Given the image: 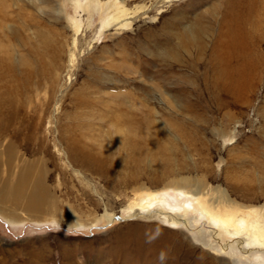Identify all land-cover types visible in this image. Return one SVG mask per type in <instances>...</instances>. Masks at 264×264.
I'll return each mask as SVG.
<instances>
[{"label": "rangeland", "instance_id": "obj_1", "mask_svg": "<svg viewBox=\"0 0 264 264\" xmlns=\"http://www.w3.org/2000/svg\"><path fill=\"white\" fill-rule=\"evenodd\" d=\"M220 1L0 0V86L49 107L45 151L16 141L18 152L47 162L56 203L44 219L0 215V264H142L153 241L169 264L264 257V20L257 79L221 81ZM110 14L118 24L103 27ZM70 129L94 161L73 163ZM204 205L246 223L230 237Z\"/></svg>", "mask_w": 264, "mask_h": 264}, {"label": "bare ground", "instance_id": "obj_2", "mask_svg": "<svg viewBox=\"0 0 264 264\" xmlns=\"http://www.w3.org/2000/svg\"><path fill=\"white\" fill-rule=\"evenodd\" d=\"M220 2V8H224V12L221 20L223 30L219 34L220 40L215 46L218 52L215 60L217 63L216 75L222 81L225 76L229 77L235 71H239L241 72V83L246 85L252 79H257L262 66V63L257 60L256 55L253 53L252 47L254 46V37L260 29L259 23L264 20L261 12L263 1L223 0ZM112 6L116 9L114 4ZM112 6L108 7L109 13H112ZM116 11L118 12V10ZM122 12L127 15L125 10H122ZM118 19L110 14L103 19L102 25L103 27L111 26L113 23H117ZM79 23L77 22V24ZM239 57H241L240 68L237 66ZM221 65L224 69L221 68ZM5 69L4 61L0 58V82L4 80ZM35 73L36 71L33 73L29 72L27 75L31 77ZM44 74V72L40 71L37 73V75ZM14 81H19V79L17 78ZM24 84L25 82H20V85L17 84V86L23 88ZM27 89L29 90V88ZM25 95V92L19 94L13 86L5 88L0 86L1 146V140L8 136L7 144L0 148V215L9 222L16 221L19 210L25 211L31 218L41 217L44 219L50 209L56 206L55 197L51 192L52 188L47 178L49 176L47 175V162L39 155H35L34 159H25L18 152L16 141L25 144L27 147L36 143L45 151V134L50 132L49 126L48 128L46 127L47 130L44 128L49 107H41L39 109L36 106L27 107ZM27 96L29 97V95ZM78 99L80 103V100L85 103L84 97L78 96ZM70 132L69 137L62 135L61 140L66 144V153L71 157L73 163L83 166V163H88L89 160L94 161L95 159L89 154L85 146L80 145L72 133V129H70ZM133 147L136 148L137 146ZM216 200L221 203L220 201L225 202L226 199ZM209 206L204 205L201 207L204 209L201 212L202 219H206V222L214 228L222 229L230 237L237 236L240 233L239 230L241 226L245 225L247 216H238L233 212L234 215L228 214V218H225V216L219 215L210 209ZM108 219L112 220L113 216L108 215ZM175 220L177 222L182 221L180 218L175 217L170 222L176 224ZM185 222L187 221L184 220ZM259 236L264 244V233L260 232ZM237 243L240 246L242 244L241 239ZM150 246L152 247L149 249L148 256L143 260L142 264H169L167 257L170 251L166 252L165 245L162 246L153 241ZM161 252L166 255L164 261L159 259ZM236 252L246 253L247 251L240 247L233 253ZM137 260L139 261V258ZM252 261L256 264H264V257L258 255Z\"/></svg>", "mask_w": 264, "mask_h": 264}, {"label": "clouds", "instance_id": "obj_3", "mask_svg": "<svg viewBox=\"0 0 264 264\" xmlns=\"http://www.w3.org/2000/svg\"><path fill=\"white\" fill-rule=\"evenodd\" d=\"M159 259H160L161 261H164V260L166 259V255H165V253L161 252V253H160V256H159Z\"/></svg>", "mask_w": 264, "mask_h": 264}]
</instances>
